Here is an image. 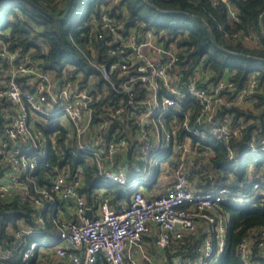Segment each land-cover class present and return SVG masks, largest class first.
Returning <instances> with one entry per match:
<instances>
[{
  "label": "built area",
  "instance_id": "built-area-1",
  "mask_svg": "<svg viewBox=\"0 0 264 264\" xmlns=\"http://www.w3.org/2000/svg\"><path fill=\"white\" fill-rule=\"evenodd\" d=\"M210 1L224 5L228 19L237 21L231 0ZM90 23L98 28L96 40L109 44L107 55L112 57L89 63L109 87L106 101L91 82L78 84L64 69L55 75L43 68L41 37L27 48L0 40V164L5 171L0 200H16L35 212L37 226L14 230L18 240L43 231L48 216L59 233L51 245L28 244L17 263H8L16 246L0 251V264H29L38 249L57 259L51 262L43 251L42 259L38 254L42 264H218L229 221L222 205L264 198V171L250 175L246 183L230 177L204 191L196 188V180L206 172L210 139L229 143L243 134L244 125L220 111L249 106L258 92L256 80L238 89L228 76L198 85L195 70L182 79L175 44L159 42L154 30L126 28L104 5ZM223 35L234 43L254 41L251 30ZM186 98L198 107L193 119L181 109ZM169 108L182 115L180 123L172 118L164 124ZM162 130L168 153L145 186L140 179L163 144ZM57 136L84 155L103 180L131 188L128 199L111 203L95 189L88 203L81 188L83 168L72 170L63 158L64 164L35 182L33 175L45 163L49 147L61 154ZM246 152L264 153V134H252ZM158 176L165 185L154 186ZM236 250L241 264H264V226L249 228Z\"/></svg>",
  "mask_w": 264,
  "mask_h": 264
},
{
  "label": "trees",
  "instance_id": "trees-1",
  "mask_svg": "<svg viewBox=\"0 0 264 264\" xmlns=\"http://www.w3.org/2000/svg\"><path fill=\"white\" fill-rule=\"evenodd\" d=\"M74 1L68 7L69 0L61 3L56 0H0L1 42H8L12 48L14 45L27 48L41 37L46 47V52L42 55L43 68L55 75L62 74L64 69L65 75L78 84L91 82L92 86L105 94L106 101L109 87L89 64L90 61L108 62L112 59L107 55L109 44L106 40H96L98 28L90 23L91 16H98L104 5L111 16L119 22L124 21L126 28L154 30L159 42L164 45L174 43L180 56L179 70L182 79L195 70L200 78L198 85L214 84L228 76L235 82L237 89L251 79L256 80L258 92L253 94L249 106H230L220 111V114L230 117L232 123L240 121L244 125L243 134L229 143L215 139L207 142L211 153L204 161L206 172L196 180V188L204 191L230 177L235 182L246 183L250 175L264 171V153L246 152L249 137L252 134L257 137L264 134V18L262 29L259 24V17L264 13V0H231L237 10V21L228 19L224 5H213L210 0H86L81 9L83 15L69 25L68 17L76 12ZM65 12V16L60 18ZM152 17L156 19L154 22L150 20ZM158 19H162L163 23H159ZM240 30H251L254 41L234 43L223 35L224 31ZM211 35L221 49L258 59L233 56L219 50L214 46ZM37 48L38 55L39 46ZM141 96L142 92L135 100H139ZM181 109L189 111V119H193L198 107L194 101L186 98ZM167 111L164 124L168 125L172 118H176L179 123L182 121V115L178 111L172 108ZM46 130L50 129L47 127ZM47 140L50 143V139ZM56 144L61 154L57 156L49 147L45 163L38 164L39 168L33 175L35 182L41 183L53 172L55 166L64 164V160L61 161L63 158L68 161L72 170L83 168L84 185L81 188L87 194L88 203L91 202V193L95 189H99L102 196L109 197L111 203L128 199L124 186L99 177L84 155L73 152L69 143L64 145L63 137L57 136ZM4 172L0 164V177ZM208 176L210 180L206 183ZM50 181L48 178L47 183ZM222 208L228 212L229 221L226 226L225 251L218 264H241L236 246L249 228L264 226V198H248L234 205H222ZM34 215L35 212L28 205H22L16 200H0V251L16 246L8 263H17L22 251L31 242H53L58 238L59 233L52 216H48L43 231L18 240L14 230L35 228L37 222ZM39 251L40 249L29 264H42L38 258Z\"/></svg>",
  "mask_w": 264,
  "mask_h": 264
},
{
  "label": "rangeland",
  "instance_id": "rangeland-1",
  "mask_svg": "<svg viewBox=\"0 0 264 264\" xmlns=\"http://www.w3.org/2000/svg\"><path fill=\"white\" fill-rule=\"evenodd\" d=\"M85 1L86 0H75L74 1L76 12L75 13H71V15L68 17V22H69L68 24L69 25L73 24L77 20V18H78L77 12H78V14L81 12V9L83 8V6L85 4ZM150 20L152 22H154L156 19L152 17V19H150ZM157 21L159 23H163L162 19H158ZM166 133L167 132L165 130H162V142H163V144L160 147V149L158 150V152L155 153L154 155H152L150 160L147 162V174L140 179L142 185L147 186L153 181L154 177L156 176L155 174H156V171H157V162L159 160H161L162 158H164L165 154L168 153V147L165 145ZM163 166H164V164L161 162L160 168L163 169ZM163 185H165V181H162L160 176H158L154 186L155 187H160V186H163ZM130 189L131 188H129V190ZM129 190H127V191H129ZM53 242H55V241H53ZM53 242H46V243L51 245ZM41 258H42V256H41Z\"/></svg>",
  "mask_w": 264,
  "mask_h": 264
},
{
  "label": "water",
  "instance_id": "water-1",
  "mask_svg": "<svg viewBox=\"0 0 264 264\" xmlns=\"http://www.w3.org/2000/svg\"><path fill=\"white\" fill-rule=\"evenodd\" d=\"M144 1H146V0H144ZM71 2H72V0H69V2H68V7L70 6ZM66 12H67V11H66ZM66 12H65L60 18H63V17L65 16ZM263 18H264V13H262V14L260 15V17H259V24H260L261 29H262V20H263ZM263 36H264V33H263ZM211 39H212V42H213L214 46H216L219 50H221V51H223V52L229 53V54H231V55H233V56L244 57V58H251V59H258V58H254V57H251V56L242 55V54H237V53H232V52L226 51V50H224V49H221L220 47L217 46V42H216V40L212 37V35H211ZM206 180H207L206 183H208L209 180H210V178L207 177ZM57 264H61V262H59V263H57Z\"/></svg>",
  "mask_w": 264,
  "mask_h": 264
},
{
  "label": "crops",
  "instance_id": "crops-1",
  "mask_svg": "<svg viewBox=\"0 0 264 264\" xmlns=\"http://www.w3.org/2000/svg\"><path fill=\"white\" fill-rule=\"evenodd\" d=\"M253 174H254V173H253ZM208 177H209V176H208ZM206 178H207V177H206ZM43 251H45V250H43V249L40 250V252H39V253H40V256L46 252V251H45V252H43ZM46 254L48 255V257H50L51 262H52V261H55V262H56L57 259L54 257L53 252H46ZM48 264H49V262H48Z\"/></svg>",
  "mask_w": 264,
  "mask_h": 264
},
{
  "label": "bare ground",
  "instance_id": "bare-ground-1",
  "mask_svg": "<svg viewBox=\"0 0 264 264\" xmlns=\"http://www.w3.org/2000/svg\"><path fill=\"white\" fill-rule=\"evenodd\" d=\"M80 18V17H79Z\"/></svg>",
  "mask_w": 264,
  "mask_h": 264
}]
</instances>
